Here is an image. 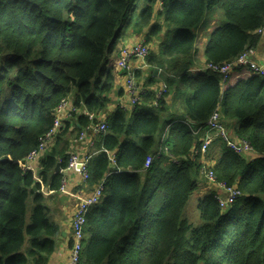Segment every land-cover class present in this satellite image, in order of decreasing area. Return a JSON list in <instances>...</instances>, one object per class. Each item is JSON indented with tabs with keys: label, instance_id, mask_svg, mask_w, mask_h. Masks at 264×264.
Here are the masks:
<instances>
[{
	"label": "trees",
	"instance_id": "1",
	"mask_svg": "<svg viewBox=\"0 0 264 264\" xmlns=\"http://www.w3.org/2000/svg\"><path fill=\"white\" fill-rule=\"evenodd\" d=\"M215 9L224 22L207 44V64L235 61L257 48L264 0H0V264H49L60 226L43 188L50 181L51 190L60 191L63 174L55 169L65 170L70 159L61 143L71 122L43 154L38 173L22 164L52 129L63 102L74 98L72 116L82 131L90 126L88 114L106 109L119 44L148 27L146 41L158 50L145 61L157 74L145 84L137 71L141 101L133 112L121 106L105 120L88 182L105 181V195L87 216L81 264H264V76L225 85L212 71L189 72L197 30ZM159 81L168 87L161 98L153 88ZM172 87L185 115L165 121ZM219 105L225 125L239 121L238 138L258 157L248 159L219 141L221 158L212 170L218 182L237 185L243 195L223 211L211 192L198 207L203 225L193 228L183 215L198 175L206 177L192 153ZM168 154L182 161L171 163ZM149 156L154 162L147 170Z\"/></svg>",
	"mask_w": 264,
	"mask_h": 264
},
{
	"label": "crops",
	"instance_id": "2",
	"mask_svg": "<svg viewBox=\"0 0 264 264\" xmlns=\"http://www.w3.org/2000/svg\"><path fill=\"white\" fill-rule=\"evenodd\" d=\"M144 6V1H141L139 10L143 8ZM160 10L159 5L156 6V10ZM157 10V11H158ZM223 12L221 11H215L213 10L212 12L209 13L208 20L205 25H203L199 30H197V46H198V53H197V58L195 61V64L191 66L189 69V72L193 75H198L204 69L207 65V60L205 57L206 53V48L207 44L210 40V37L212 33L217 29L218 27L221 26L224 22V17L222 16ZM149 30L150 28H146L140 36L137 37H132L131 39L126 40L125 42H121L118 46V55L114 60V63L112 65L113 72L115 75V86L114 89L111 91L109 94V104L107 105L106 109L102 111L98 115V120H107L110 118L115 111L119 107H129L130 104V97L128 93L126 92V77L124 72L120 71L119 69L116 68V60L121 52V50L128 45L131 44H140V43H145L146 39L149 35ZM156 49L158 50V45H156ZM256 49V55L254 56V61L256 62H261L264 60V34L261 35L259 44ZM143 62H137L135 63L136 67L142 66ZM146 64V63H145ZM144 68L141 69L139 72L141 82L147 84L149 82V77L154 74V70L149 68L148 65H143ZM137 72V73H138ZM250 76V73H244V75L241 77H247ZM239 78L233 77L230 80V84H235V82ZM155 84V83H154ZM162 81L156 82V84L153 86L154 90L159 88L162 85ZM181 94L177 92L176 87L170 88L169 95L167 96V103L170 106V115H166L164 120L168 121L171 116H175L178 118H181L182 116L185 115V110L183 109V100L181 99ZM73 99L70 100V106L73 105ZM131 111V109H129ZM130 117H132V113H129ZM66 121L71 122L72 127L71 130L68 132L67 136H65V141L62 144L61 143V150H63V156H67L68 154H73V155H80L81 157H84L85 155H91L92 157L97 156L98 153V143L101 135H95L92 131V129L87 128V135L88 137L86 139H82L81 135L85 131V128H83V131L80 129L79 125V120L78 118H73L72 115L70 117L66 118ZM227 124L228 131L233 139H237V130L240 126L239 121H229ZM171 124L170 126L168 125L166 128V137L168 139L169 137V130L171 129ZM207 128V127H206ZM82 132H79V131ZM201 131L197 130L196 134H200ZM201 135V134H200ZM204 136V134H203ZM202 136V138H203ZM162 137V135L157 136V143L159 139ZM201 138V139H202ZM219 141H221L220 138L216 139L214 143L212 144L210 150L208 153L203 157L201 155H198L197 157L193 158V160L197 159V164L200 166L201 162L204 161V163L210 165L211 167H216L220 158H221V151L219 148ZM94 143V146H91V144ZM221 143H223L221 141ZM66 147V149H64ZM194 155V153L192 154ZM61 156L59 160L63 158ZM168 156V160L170 159L171 163L174 164H179L182 159L174 157L172 155H166ZM247 157V156H246ZM257 158V155H252V157H247L248 159L252 158ZM43 158V155H41L37 161L34 162V168H35V173H38L41 169V159ZM159 159L161 158L160 155L158 157ZM116 159V153L114 152L111 155V160ZM70 160V159H69ZM69 162V161H68ZM112 164V163H111ZM116 167V163L112 164V169ZM146 169V168H145ZM148 170V169H147ZM62 173V172H61ZM141 173V178L143 184L146 183L147 180V172H140ZM63 174V173H62ZM55 176V172H54ZM67 176V191L64 193H61L60 191L54 192L51 190L50 187V181L47 185L44 186L43 188V193L47 198V204L51 208V212L54 216L55 221L58 223L60 226V234L57 238V245H56V250L55 253L52 255L49 264H68L70 260V255H71V248H70V241H72V234H73V221L76 215L77 208L79 206V203L91 195L99 186V185H90V183L85 184L81 176L77 171H70L66 174ZM52 176H50V180L52 182ZM107 179V178H106ZM198 181H200L199 185V190L201 191L200 195H198L195 198L193 208L198 209V205L201 200H203L205 197H207L211 192H214L216 195L218 194L219 197L224 196L225 192L223 189L219 188L218 186H213L210 185L207 180H205L201 175H198ZM197 181V183H198ZM103 184L105 182L102 181ZM105 188V186H104ZM105 195V193H104ZM205 196L203 199L202 197ZM193 200V197H190L188 204L186 206V210L188 206L191 204ZM185 210V214H186ZM223 211L227 209H222ZM200 215L197 216L196 221L192 225H196L200 223V226L203 224V222L200 220ZM199 226V227H200ZM194 227V226H193Z\"/></svg>",
	"mask_w": 264,
	"mask_h": 264
},
{
	"label": "built area",
	"instance_id": "3",
	"mask_svg": "<svg viewBox=\"0 0 264 264\" xmlns=\"http://www.w3.org/2000/svg\"><path fill=\"white\" fill-rule=\"evenodd\" d=\"M160 9L163 8V3L160 2ZM258 34L261 36L264 34V28L258 31ZM149 55L148 48L144 43L140 44H131L125 46L117 60L116 68L120 71L126 73L127 76V87L129 93L132 95L129 106L135 108L136 105L141 101L142 94L144 93L143 85L137 78V71L144 68L145 60ZM256 55V49H251L240 56L237 60L227 62L221 65L218 64H206L207 66L202 69L204 71H212L221 75L223 83L227 85L233 77L241 78L244 73H250L253 75H263L264 76V60L261 62L254 61V56ZM143 62L142 66L136 67L135 63ZM168 90L166 84H162L159 88L155 90L157 97L161 98ZM73 105L70 106V101L63 102L56 111V118L53 124L52 129L42 136L39 139L38 148L31 152L29 156L24 161L25 171L35 173L33 170L32 164L37 161V159L45 154L49 146L53 143L58 132L63 128L67 117H70L74 113ZM90 120V126L88 128L92 129L95 135H103L108 130V125L103 122V120H98V115L88 114ZM225 121L220 105L215 110L213 116L207 122V128L204 130V138L201 146L193 151L194 158L198 155L205 156L212 143L220 138L228 148L233 150L239 155L250 156V154L255 155L256 151L251 146V144L240 138L233 139L228 131L224 128ZM87 129V128H86ZM82 133V139H86L88 135L87 131ZM94 146V143L91 144ZM192 153V154H193ZM91 155H85L80 157V155L70 156V160L67 164L63 173V180L61 182L60 192L64 193L67 191V176L66 174L70 171H77L85 184L90 180V160ZM112 163H115V159L111 160ZM154 162V157L149 156L145 162V168L149 169ZM201 174L204 177H214L215 172L212 170V167L204 163L201 167ZM105 182V181H103ZM219 188L223 189L226 193V198L218 197V201L221 202L222 209L229 208L235 201L240 198L243 194L237 185L228 186L222 182H218L217 185ZM104 184H100L98 188L88 197L83 199L77 208L76 215L74 218V223L72 225L73 234V246L71 248V255L68 264H81L82 261V252L85 247L86 232L85 228L87 226V216L90 210L99 204L101 199L104 198ZM228 207H225L228 205Z\"/></svg>",
	"mask_w": 264,
	"mask_h": 264
},
{
	"label": "rangeland",
	"instance_id": "4",
	"mask_svg": "<svg viewBox=\"0 0 264 264\" xmlns=\"http://www.w3.org/2000/svg\"><path fill=\"white\" fill-rule=\"evenodd\" d=\"M159 5V7H160V4H158ZM142 10V9H141ZM140 10V11H141ZM158 10V9H157ZM215 11H221L220 9H215ZM222 12V11H221ZM223 14V13H222ZM223 17H224V14L222 15ZM132 38V37H131ZM130 38V39H131ZM148 49H150V51L151 50H155L156 49V45L154 44H148ZM150 53V52H149ZM145 63H146V61H144ZM126 77V76H125ZM126 91H127V86H126ZM203 164H204V161H203ZM199 185H200V181H198V188H197V190H195L194 192H193V194L191 195V197H193V200H192V202H191V204L188 206V208H187V210H186V208H185V210H186V214H185V212H184V215H183V220H185V221H187L188 222V224L189 225H191L193 228H199V226H200V223H198V224H196V225H192V224H194V222L196 221V219H197V216L198 215H200V213H199V208L197 209V208H193V204H194V201H195V198L198 196V195H200L201 193V191L199 190ZM205 196H203L202 197V199L204 198ZM198 207H199V205H198ZM200 220L202 221V219L200 218ZM203 225V224H202ZM201 225V226H202ZM173 256H175L174 254H173ZM170 262H172L171 260H170Z\"/></svg>",
	"mask_w": 264,
	"mask_h": 264
},
{
	"label": "bare ground",
	"instance_id": "5",
	"mask_svg": "<svg viewBox=\"0 0 264 264\" xmlns=\"http://www.w3.org/2000/svg\"><path fill=\"white\" fill-rule=\"evenodd\" d=\"M144 44H145V46H146L147 48L149 47L147 41H146ZM148 51L150 52V49H148ZM259 62H260V61H259ZM202 72H206V71L202 70L200 73H202ZM124 74H125V76H126V73H124ZM126 84H127V76H126ZM127 93H128V95H129V97H130V100H131V99H132V95L129 93L128 87H127ZM122 108H123L124 110H127V111H129V109H131L130 112H133V107H131V106H129L128 108H126V107H122ZM214 113H215V112H214ZM214 113H213V114H214ZM213 114H212V116H213ZM212 116H211V117H212ZM211 117H210V118H211ZM103 122L107 124V122H106L105 120H103ZM224 128H225V129H228L226 125H224ZM81 138H82V137H81ZM72 155H73V154H72ZM80 157H81V156H80ZM90 161H91V160H90ZM33 164H34V163H33ZM33 164H32V167H33V170H35ZM22 165H23V169H24V165H26V164L23 163ZM24 171H25V169H24ZM204 179H206L207 182L210 183L211 185L217 187V185H218V180H217V177H216V176H214V177H209V176H207V177L204 178ZM100 184H101V183H100ZM100 184H99V185H100ZM103 192L105 193V189L103 190ZM102 200H103V199H101V201H100L99 203H101ZM219 203H220V207H223V206L221 205V202H219ZM228 206H229V204L226 205L225 207H228ZM73 223H74V221H73ZM86 227H87V226H86ZM85 232H86V228H85Z\"/></svg>",
	"mask_w": 264,
	"mask_h": 264
},
{
	"label": "water",
	"instance_id": "6",
	"mask_svg": "<svg viewBox=\"0 0 264 264\" xmlns=\"http://www.w3.org/2000/svg\"><path fill=\"white\" fill-rule=\"evenodd\" d=\"M155 74H157V71H155ZM214 143V142H213ZM212 143V144H213ZM227 146V145H226ZM211 147V146H210ZM230 149V148H229ZM233 151V150H232ZM255 155H257V154H255ZM248 157V156H247ZM249 157H252V154H250V156ZM257 157H258V155H257ZM23 163H25V162H23ZM201 167H202V165H203V162H201ZM55 172L56 173H61L62 172V168H61V165L60 164H58L57 166H56V169H55ZM217 197H219V196H217ZM222 198H226V193H225V195L224 196H221Z\"/></svg>",
	"mask_w": 264,
	"mask_h": 264
}]
</instances>
